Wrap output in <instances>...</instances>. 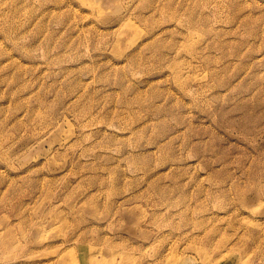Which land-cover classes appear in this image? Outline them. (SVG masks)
<instances>
[{
	"label": "rangeland",
	"instance_id": "1",
	"mask_svg": "<svg viewBox=\"0 0 264 264\" xmlns=\"http://www.w3.org/2000/svg\"><path fill=\"white\" fill-rule=\"evenodd\" d=\"M0 264H264V0H0Z\"/></svg>",
	"mask_w": 264,
	"mask_h": 264
}]
</instances>
